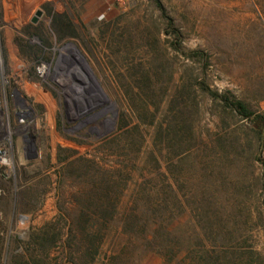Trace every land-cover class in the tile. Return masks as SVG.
I'll use <instances>...</instances> for the list:
<instances>
[{
    "label": "rangeland",
    "instance_id": "rangeland-1",
    "mask_svg": "<svg viewBox=\"0 0 264 264\" xmlns=\"http://www.w3.org/2000/svg\"><path fill=\"white\" fill-rule=\"evenodd\" d=\"M157 1L160 7L156 0H0L7 73L37 82L39 57L27 45L51 59L71 43L60 62L74 47L80 53L107 99L96 111L116 104L93 122L78 117L71 65L48 78V94L30 97L37 156L29 159L28 144L16 137L13 166L0 168L5 194L27 191L19 209L0 205V235L12 238L8 254L0 237V264L7 254H27L28 234L56 220L62 235L51 264H264V132L199 85L205 80L264 116V0ZM178 123L186 135L173 133ZM115 175L125 201L159 200L157 239L126 232L121 213L99 224L100 240L88 235L100 247L84 256L82 237L94 220L84 222L82 212L96 208ZM74 235L82 241L73 240L81 246L73 261ZM162 238L178 246L159 253Z\"/></svg>",
    "mask_w": 264,
    "mask_h": 264
},
{
    "label": "trees",
    "instance_id": "trees-1",
    "mask_svg": "<svg viewBox=\"0 0 264 264\" xmlns=\"http://www.w3.org/2000/svg\"><path fill=\"white\" fill-rule=\"evenodd\" d=\"M155 5L157 7H160V4L157 0ZM62 22L63 16L59 14L55 15L53 25L58 33H60V25ZM168 24L171 26V21H168ZM176 35L178 38L181 37V34L179 32H177ZM27 47L35 56H39L42 52L40 48H36L31 44L27 45ZM195 54L197 56H200L201 58H204L203 52L197 51L195 52ZM199 85L203 93H206L214 100H218L219 102H221L226 110L228 109L233 115H239L242 119H248L252 121L256 126L258 125V133L264 132V116L261 114H256L255 111L251 109L250 105L243 99L238 98L230 92L218 93L217 91L212 90L209 85H207L205 80L199 82ZM183 113L184 112H181L182 117ZM172 131L173 133L186 135V131L182 126V123L174 124L172 126ZM1 171L2 169H0V172ZM115 176L116 177L114 178V181H110V189L107 190V193L105 195H103L96 208L90 211L82 212L81 219H84V222L87 223L92 219L94 220L93 226L88 227L91 232H88L89 234L84 233V236L82 237V239L88 240V242L84 244L85 246H83L85 249L83 251L84 256L85 254L90 255L92 253V257H94V255L99 252L100 247L99 242L96 245V242L93 243L94 240L89 241L90 239L88 238V235L93 234V236L95 237V241L97 238H99L97 239V241L100 240L99 234H101L103 229L99 224L106 223L107 221L115 222L117 221V218L119 214L121 215V213H123L122 215L126 216L125 224L128 227L126 232H135L136 235H139L143 240H146L147 243L150 241L154 243L157 239L155 235V228L153 230L152 227L157 225L158 227H160V224L157 222L158 220L156 218L159 215V200L157 199V197L146 198L145 196H143V194H141V198L137 196L135 198H132L134 199L133 201L132 199H128V201H125L126 195L124 194V191L120 190L118 177L117 175ZM11 181L13 182L12 179ZM1 190H3L4 194L1 193ZM5 192L9 193V188L8 185L4 182V175L0 174V205L4 206V211L7 212L6 208H10V206L12 207L13 205L15 207V210H17L24 204L23 199H25V196L27 194V191H25L24 189H16L11 193V196L5 194ZM143 198H146L145 204L141 203L142 205H140V200H142ZM130 203L131 206L128 207ZM149 208H152L151 214H148ZM146 219L151 220V222H143L146 221ZM157 231H159V229H157ZM28 235L29 236L25 242V244L29 247L25 250L27 254L12 255L11 258L10 255H8L10 254V248L8 245L12 238L10 237L9 239H6L4 238V236L0 235L2 239L1 245L7 247L8 254L5 260H7L8 264H51V251L57 246V243L60 241L62 235L60 220L47 223L39 229L30 232ZM150 235H152V239L150 238ZM153 235L155 237H153ZM82 239L77 238V235H74L70 237V239H68L67 246L69 249V255L70 258L73 259V261L74 251L79 252V250H81V248H79L81 246H77V249L73 248V240L82 241ZM162 240L163 241L160 242L158 246L157 244L154 246L159 253H161V251L163 250L166 252L170 250L174 251V248L178 246L174 238H170V240L162 238ZM175 253L177 256L179 251Z\"/></svg>",
    "mask_w": 264,
    "mask_h": 264
},
{
    "label": "built area",
    "instance_id": "built-area-1",
    "mask_svg": "<svg viewBox=\"0 0 264 264\" xmlns=\"http://www.w3.org/2000/svg\"><path fill=\"white\" fill-rule=\"evenodd\" d=\"M3 29L4 22L0 9V168H11L14 163L16 137L26 144L29 139L34 137L32 132L35 131L36 126V110L34 104L30 102V97L35 95V91L48 94L44 86L50 76L58 75L57 68L64 69V58L60 62L61 49L69 46V43L59 49L57 58L55 54L51 59L46 58L43 54L38 56V64L35 67L38 81L32 82L24 75L21 78H16V72L7 73L2 44ZM31 41L41 48L43 47L37 36H34Z\"/></svg>",
    "mask_w": 264,
    "mask_h": 264
},
{
    "label": "water",
    "instance_id": "water-1",
    "mask_svg": "<svg viewBox=\"0 0 264 264\" xmlns=\"http://www.w3.org/2000/svg\"><path fill=\"white\" fill-rule=\"evenodd\" d=\"M42 15V10H38L36 15L33 17V22L38 21L39 17ZM71 45V43H69ZM73 45V44H72ZM74 52L71 51L67 60L64 59L65 66L71 65L69 72H72L74 79L78 82V84H74V88H72V92L74 93L72 100L74 102V106L76 109V114L80 115L91 107L98 106L97 102L101 100L102 103L107 102L106 96L98 86L89 70L87 69L84 60L81 59L80 53L74 47ZM78 74L81 76L78 77ZM116 108V104L111 102L108 106V109L114 110ZM113 117H115V113H113ZM106 124H113V118H109L106 120ZM34 140V138L32 139ZM29 159L37 156V147L33 144L32 151L28 154Z\"/></svg>",
    "mask_w": 264,
    "mask_h": 264
},
{
    "label": "flooded vegetation",
    "instance_id": "flooded-vegetation-1",
    "mask_svg": "<svg viewBox=\"0 0 264 264\" xmlns=\"http://www.w3.org/2000/svg\"><path fill=\"white\" fill-rule=\"evenodd\" d=\"M64 59L67 60V57H64ZM96 109H97V106H95V107L93 106V107L89 108L88 110H86L85 112H83L82 114L78 115V117L85 116L87 118L86 121L93 122L97 119V117L104 116L106 114V112L109 110L108 107H104V109L100 113H98V111H96ZM33 138H34V140H32ZM33 138H31L27 141L28 149L30 152L32 151L33 144L35 145V147L38 148L35 137H33Z\"/></svg>",
    "mask_w": 264,
    "mask_h": 264
},
{
    "label": "bare ground",
    "instance_id": "bare-ground-1",
    "mask_svg": "<svg viewBox=\"0 0 264 264\" xmlns=\"http://www.w3.org/2000/svg\"><path fill=\"white\" fill-rule=\"evenodd\" d=\"M62 55V54H61ZM57 71V70H56ZM57 73V72H56ZM71 75H72V73H71ZM73 76V75H72Z\"/></svg>",
    "mask_w": 264,
    "mask_h": 264
}]
</instances>
